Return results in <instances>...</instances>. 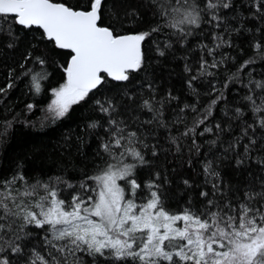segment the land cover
Instances as JSON below:
<instances>
[{"label":"snow or ice","instance_id":"snow-or-ice-1","mask_svg":"<svg viewBox=\"0 0 264 264\" xmlns=\"http://www.w3.org/2000/svg\"><path fill=\"white\" fill-rule=\"evenodd\" d=\"M103 3L104 0H78L75 4L70 0H0V35L9 37V47L18 38L17 29H23L38 32L42 40L68 52L62 66L64 82L51 90L47 106L53 123L90 94L99 92L108 80L129 81L130 74L143 66L142 42L152 33L164 31L157 26L149 33L120 34L114 26L101 24ZM242 7L248 13L244 19L256 22L254 28L232 23L239 20L234 0H171L160 5V15L167 17L166 28L174 30L180 43L193 35V28L202 31L205 25L212 30L211 43L198 45L200 56L195 66L185 64L190 74L186 83L197 103L200 93L196 82L206 76L215 77L222 68L227 71V64L234 60L221 51L233 47V33L249 32L253 37L251 46L258 54L264 53V0H246ZM227 13L233 15L229 17ZM158 52L165 55L160 48ZM27 59L40 65L46 63L42 56L29 54ZM254 62L244 61L220 87L209 82L213 98L206 106L185 104L180 109L182 113L188 109L198 117L182 136H203L213 133L214 128L217 133L223 132L221 124L209 127L207 122L216 106L227 100L230 86L239 84L246 90L243 104L234 109L231 118L242 120L247 108L253 119L243 121L240 136L228 150L236 152L237 166L255 161L264 168V79L245 80L242 75ZM46 75L32 76L37 93L41 90L39 80ZM147 88L154 93L151 84ZM101 95L103 98L97 99L95 105L107 117V127L100 147L110 156L119 157V164L107 166L86 178L90 183L79 185L60 176L31 183L23 173L0 180V264H88V259L92 264L100 260L104 264H264V176L242 189H229L227 195L213 181L211 192L200 193L199 207L187 205L172 210L160 192V184H142L135 178L137 164L123 162L124 157H129L139 165L146 163L144 149L149 145L142 129L153 122L167 127L162 111L165 101L157 100L155 95L142 99L139 106L153 115L143 122L137 117L133 126L117 118L128 111H117V101L123 97ZM124 96L135 104L132 94L125 92ZM174 99L169 92L168 100ZM89 127L103 125L93 121ZM172 143L178 144V140L172 138ZM204 172L213 178L219 175L211 161ZM65 189H70L67 195ZM39 232L44 233L41 251L35 247L26 251L24 242ZM43 251L46 255L41 254Z\"/></svg>","mask_w":264,"mask_h":264},{"label":"trees","instance_id":"trees-1","mask_svg":"<svg viewBox=\"0 0 264 264\" xmlns=\"http://www.w3.org/2000/svg\"><path fill=\"white\" fill-rule=\"evenodd\" d=\"M77 2L70 0L72 4ZM166 3H171V0H104L103 26H114L120 34L149 33L157 26L164 28V31L154 32L142 42L144 63L139 71L130 74L129 81L108 80L99 92L74 105L65 117L55 123L48 116L47 106L52 99L51 90L64 82L62 66L68 59V52L42 40L36 31L17 29L18 38L12 47L8 46L9 37L0 35V89H5L0 92V180L23 173L31 183L49 178L55 180L60 176L73 185H79L90 183V179L86 178L99 174L107 166L119 164V157L110 156L100 147L105 138L107 117L98 111L95 101L103 98V94L123 97L117 101V111L122 112L125 108L128 111L117 118L133 126L137 117L143 122L153 115L139 106L142 99L155 95L157 100L165 101L162 111L167 127H159L153 122L152 125L145 124L142 129L149 145L144 149L146 163L139 165L129 157H124L123 162L137 164L135 178L142 184L147 185L150 181L160 184V192L172 210L187 205L199 207L202 204L200 193L204 190L211 192L213 181L221 185L225 195L229 189L239 190L252 181L259 182L260 177L264 176V168L255 161L237 166L236 152L228 150L229 145L240 136L243 121L251 122L253 119L247 108L242 120L231 118L234 109L243 104L244 88L239 84L230 86L226 93L227 100L219 103L209 117V127L217 123L222 125L224 131L220 133L214 128L211 134L182 136L198 117L188 109L183 113L180 109L185 104H197L198 108L206 106L213 98L209 95V82L220 87L225 77L236 72L246 60L255 62L242 74L244 79H264V53L258 54L251 46L253 37L249 32L242 30L233 33V47L221 51L234 60L227 64V71L222 68L215 77L206 76L196 82L200 93L197 103V97L186 83L190 74L185 71V64L195 66L200 56L198 45L211 43L212 30L205 25H202V31L193 28V35L183 43L178 42L174 30L165 26L167 17L160 15V5ZM234 3L239 20L232 23L254 28L256 22L244 19L248 14L247 9L242 7L246 0H234ZM153 4L156 6L153 7ZM227 14L229 17L233 15ZM169 44V47H164ZM158 48L165 52L164 56L159 55ZM29 54L44 57L46 63L40 65L27 59ZM45 72L46 78L39 80L41 90L37 93L33 88L32 76ZM10 83L12 87L9 88ZM147 84L152 85L154 93H150ZM125 92L132 94L135 104L124 96ZM169 92L176 99L168 100ZM30 104L33 105L31 109L28 108ZM129 105L132 107L129 108ZM129 117L132 119L129 120ZM93 121H98L103 127L90 128L89 124ZM172 138H176L178 144L172 143ZM213 140L215 144L211 143ZM153 146L155 155L152 154ZM239 151H243L242 144ZM208 161L213 163L218 177H209L204 172ZM64 191L67 195L70 189ZM43 237L44 233L39 232L27 238L24 242L26 251L30 252L33 247L41 251ZM41 254L46 255V251ZM88 264H92L90 259ZM99 264H104V261L100 260Z\"/></svg>","mask_w":264,"mask_h":264}]
</instances>
